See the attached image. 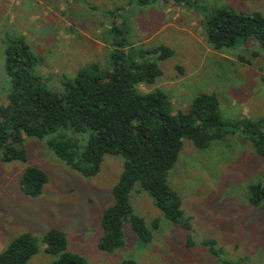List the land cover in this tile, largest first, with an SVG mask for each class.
Wrapping results in <instances>:
<instances>
[{
	"label": "rangeland",
	"instance_id": "374dc122",
	"mask_svg": "<svg viewBox=\"0 0 264 264\" xmlns=\"http://www.w3.org/2000/svg\"><path fill=\"white\" fill-rule=\"evenodd\" d=\"M196 1L195 10L161 0H0V104L11 90L4 68L9 40H23L37 57L34 73L46 87L62 92L63 81L72 80L80 67L97 63L104 70L113 41L119 39L126 43L125 50L157 44L172 49V56L158 61L162 74L155 83L138 85L142 91L162 89L170 113L185 110L197 93L207 91L217 94L228 122L264 117V49L249 38L233 48L214 50L205 42L202 27L203 16L221 6L264 15V0ZM113 23L122 34L110 30ZM24 137L26 161L0 159V250L18 234L30 232L38 250L26 264H53L58 258L45 252L43 235L52 227L66 233L68 251L90 264H120L126 258L137 264H223L202 245L203 238L215 239L230 262L264 264V208L253 207L247 197L248 185L264 177V159L240 128L203 149L184 138L167 179L181 198L182 219L189 218V229L167 220L136 187L130 202L151 229L152 239L139 242L124 223L125 244L112 253L98 248L100 217L112 202L121 156L105 155L100 171L85 177L43 140ZM29 165L48 175L36 198L24 195L19 185Z\"/></svg>",
	"mask_w": 264,
	"mask_h": 264
},
{
	"label": "trees",
	"instance_id": "16d2710c",
	"mask_svg": "<svg viewBox=\"0 0 264 264\" xmlns=\"http://www.w3.org/2000/svg\"><path fill=\"white\" fill-rule=\"evenodd\" d=\"M147 1L138 0L141 4ZM161 1L197 9L196 0ZM202 27L205 42L214 50L233 48L239 40L249 38L264 49V15L260 11L217 7L203 16ZM110 30L122 34L116 23ZM113 44L104 70L97 63L80 67L72 80L63 81V91L57 92L46 87L34 73L37 57L29 46L19 38L9 40L4 68L11 90L6 103L0 104L3 162L26 161L24 136L43 140L61 161L85 177L100 171L105 155L121 156L122 170L111 188L112 202L100 217L98 248L109 253L125 244L124 223L129 224L139 242L149 243L152 239L151 229L130 202L136 187L152 198L167 220L190 228L189 218L182 219L181 198L167 179L184 138L203 149L240 128L264 159V117L228 122L221 115L217 94L207 91L197 93L185 110L172 114L162 89L142 91L138 87L155 83L162 74L158 61L172 56V49L157 44L137 51L131 47L125 50L126 43L119 39ZM47 181L43 169L29 165L23 169L19 185L24 195L36 198ZM247 197L253 207L264 208V177L248 185ZM151 224L152 228L158 226L156 219ZM36 240L28 231L18 234L0 250V264H26L38 250ZM43 241L45 252L59 254L53 264H90L81 254L67 250L68 239L63 230L48 229ZM201 243L223 264H243L242 259L228 261L215 239L203 238ZM120 264L137 263L126 258Z\"/></svg>",
	"mask_w": 264,
	"mask_h": 264
}]
</instances>
